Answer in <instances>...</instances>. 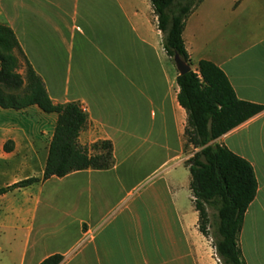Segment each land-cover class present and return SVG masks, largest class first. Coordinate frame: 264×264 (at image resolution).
<instances>
[{"label": "crops", "instance_id": "1", "mask_svg": "<svg viewBox=\"0 0 264 264\" xmlns=\"http://www.w3.org/2000/svg\"><path fill=\"white\" fill-rule=\"evenodd\" d=\"M0 24L13 29L53 102L87 114L79 143L90 153L99 141L113 147L110 168L45 179L58 115L0 106V188L39 179L0 194V264L54 254L61 264H206L187 166L202 147L189 142L180 72L151 1L0 0ZM182 37L192 69L215 63L239 99L263 106L211 144L254 168L258 190L239 246L247 264H264V0H203Z\"/></svg>", "mask_w": 264, "mask_h": 264}, {"label": "trees", "instance_id": "2", "mask_svg": "<svg viewBox=\"0 0 264 264\" xmlns=\"http://www.w3.org/2000/svg\"><path fill=\"white\" fill-rule=\"evenodd\" d=\"M158 27L163 33L164 47L173 59L179 54L193 66L183 41V31L190 14L203 0H150ZM176 4L177 11L171 7ZM171 13V15L169 14ZM25 60V73H19L20 61ZM0 106L24 109L37 105L47 113H56L54 136L46 161L44 178L64 177L74 171L107 169L113 164L110 141H99L91 148L79 143L80 132L87 126V114L79 103H54L42 78L29 63L13 29L0 24ZM179 101L189 113V142L202 149L187 162L190 190L198 211L199 230L208 234L207 205L219 203L220 219L217 241L218 255L224 264H247L239 246V235L245 214L257 195L258 182L251 163L221 144H211L233 128L263 110V106L238 98L226 73L215 63L200 60L196 69L180 74ZM39 179L32 177L9 187L0 194L26 187ZM63 256L54 254L40 264H61Z\"/></svg>", "mask_w": 264, "mask_h": 264}, {"label": "rangeland", "instance_id": "3", "mask_svg": "<svg viewBox=\"0 0 264 264\" xmlns=\"http://www.w3.org/2000/svg\"><path fill=\"white\" fill-rule=\"evenodd\" d=\"M177 1V0H176ZM172 11H177V6L174 4L171 7ZM171 15V13L169 12ZM90 149V147H89ZM93 149V148H91ZM189 202V205H192V200L189 198L187 200ZM218 208L219 203L213 202L207 205L208 210V234L205 235L206 237V264H224L220 256L218 255L216 243L218 240L221 239V235L219 233V215H218ZM252 246V244H251ZM253 250H255L256 247H251ZM256 255V254H254ZM257 257V256H255Z\"/></svg>", "mask_w": 264, "mask_h": 264}, {"label": "water", "instance_id": "4", "mask_svg": "<svg viewBox=\"0 0 264 264\" xmlns=\"http://www.w3.org/2000/svg\"><path fill=\"white\" fill-rule=\"evenodd\" d=\"M174 61L180 74H185L192 70V65L186 62L178 53L175 54Z\"/></svg>", "mask_w": 264, "mask_h": 264}]
</instances>
